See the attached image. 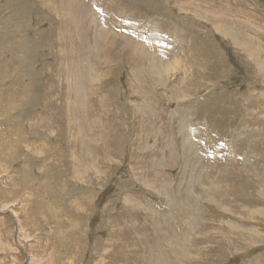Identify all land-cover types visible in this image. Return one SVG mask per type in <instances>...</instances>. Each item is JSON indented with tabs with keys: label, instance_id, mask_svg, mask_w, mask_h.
I'll return each mask as SVG.
<instances>
[{
	"label": "rangeland",
	"instance_id": "1",
	"mask_svg": "<svg viewBox=\"0 0 264 264\" xmlns=\"http://www.w3.org/2000/svg\"><path fill=\"white\" fill-rule=\"evenodd\" d=\"M93 1L84 2L93 5L92 11L96 16L98 15V20L102 24L99 23L103 25L102 29L107 31L103 37L98 38L100 45L98 58L93 59L89 54V46L95 43L96 34L94 27L90 31L87 20H84L86 23L77 22H82L78 33L81 36L77 34V39L74 38L75 35L71 36L75 47L83 46L85 58H81V54L65 56L66 62L71 61L74 56L73 66L74 60L78 61L79 57L80 60L83 59L84 65L90 69L92 78L99 82L95 92H92V85H87L89 80L85 83L89 91L85 90L83 95L84 113L78 112V115L80 113V120L84 118L83 120L88 121V127L83 131L81 137L83 142L80 143L77 140L78 129L72 126L73 129L66 130L72 125V111L67 109L68 103L61 99L66 96L71 86L69 87L65 78L63 80L60 75L56 76V69H60L61 64L57 68L55 55L59 46L55 40L59 27L61 26L62 33L63 30L67 31L66 29L75 32V26L64 27L59 12L56 14L54 9L46 10L43 0H0V98L3 99H0L2 102L0 110L3 108L0 111V264H257L259 262L264 264V215L252 216L250 220L246 212L251 208L240 207L243 203L241 199L239 201V195H233L232 204L220 209L215 207L216 202L211 192L208 193L209 195H200L194 188L191 196H198L197 199L200 200V204L198 203L200 215L197 218L192 217L189 224V216L185 213L187 222L178 223L182 214L177 213L176 208L171 206L174 204H170L168 199L161 201L159 194L142 184V180L146 179L155 180L156 183L158 181L167 183L168 187L173 179L172 185L170 184L172 188H176L180 183L179 178L185 170H182L184 151L180 134L182 127L179 124L182 117L192 114V111L200 110L185 105L183 109L179 107L191 102L190 100H198L207 108L204 113L208 122L207 118H204L197 123L193 122L191 126V118H189L187 127L191 135L193 131L195 133L191 141L197 144L198 158L201 159V165H198L201 169L203 167V174L211 179V182L206 179L204 181L217 183L220 191L225 190L224 193L229 195L233 191L232 194L252 193L251 199L259 195L263 205L259 208H264V154H262L264 143L260 141L261 135L264 134V103H262L264 79L256 76L257 68L254 63L238 51L229 38L217 33L214 24L202 18L203 15L208 16L212 13L214 18L210 19L216 21L214 19L217 18V25H221L224 21L221 26L234 28L233 32L247 35L249 40L251 42L254 40V45L263 51L261 60L264 62V42L261 37L256 39L259 34L254 32L259 31L264 34V0ZM113 2L115 5L107 12V8H110ZM111 13L116 16L111 17ZM89 17L93 18V16ZM229 21L231 22L228 23ZM232 23H236V26L231 25ZM116 35L126 36L135 44L145 46L148 51L151 48L153 54L158 56L166 67L175 66L176 62H179L182 66L179 72L181 75L174 78L172 71L169 76L163 75L161 82L143 77L142 85L147 81L150 82L145 84L147 89L143 87L146 96L139 98L130 87L129 80L131 81L133 75L131 64L127 59V52L124 51L123 41L115 39ZM86 58H89L90 63ZM194 61H197L209 74L204 75L198 67H190L191 62ZM190 69L194 74L192 76L194 80L189 83L194 88L184 87L188 81L187 73H191ZM71 71L73 70L70 69L69 72ZM182 73L184 80L181 86L184 85V92L178 87L177 93L173 89L176 87L177 79L180 77L182 79ZM54 80L56 87L54 85L53 89L49 88ZM71 81L73 82V79ZM72 88L70 91L74 92ZM61 90L62 96H60ZM47 92L51 93L52 99L56 95L60 96L61 104L64 105L67 113L64 117L56 116L50 111L59 107L61 109V106L52 99L51 106H48L44 102ZM89 98L94 101L91 102ZM177 113H180L179 116ZM214 118H217L216 123ZM212 128H220L223 132L217 133ZM32 130H35V133ZM237 130L243 131L236 134L237 139L239 136V139L244 135L250 136V141L246 140L243 144L237 141L243 146L240 151L245 150V153H240L239 156L232 153L236 148L233 135ZM172 133L173 138L179 139L177 143L173 142L175 139H172ZM217 142L225 143L222 145ZM254 144L259 145L258 149L261 148L262 151L256 152L261 153L263 160L256 165L249 160ZM69 146L74 147L70 149ZM237 162L240 165H237ZM46 164L48 166L45 168ZM215 169L217 175L213 173ZM75 176H79L80 180ZM195 177L197 178L198 175ZM197 181L194 182L198 183ZM201 185L206 186L204 182ZM136 196L141 198L144 205L146 204L145 209L137 214L141 216L137 219L144 222L149 217L151 223L152 219L155 222L166 221L165 224L171 228L169 233L168 230L160 231L148 223H144L140 228L133 224L137 215L129 218L128 212L126 215L124 210L126 207L129 211V206L133 209L134 203L129 204L128 201L134 202L133 198ZM188 197L182 200L189 202ZM197 199H192V203L197 204ZM248 200L250 198L247 197V202ZM153 209H156V212H153ZM262 209L259 210L264 212ZM158 212L160 213L157 214ZM187 223L191 228L185 227ZM222 224L235 229V232L229 233ZM240 226L246 230H254L252 240H257L256 244L248 247L242 244L245 243L243 237L245 231H241ZM114 227L117 229L114 230L111 238ZM177 233L179 234L176 235ZM138 236H142V241ZM222 236H224L223 241ZM235 237L240 238L241 241L237 243L239 249L232 250L234 248L232 242L236 243ZM161 239H164V242ZM179 245L181 248L177 249ZM109 251L112 255H109ZM125 251L127 254L124 253ZM151 251L154 255H151ZM162 252L166 253H163V257L160 256ZM184 256H187L190 262L183 260Z\"/></svg>",
	"mask_w": 264,
	"mask_h": 264
},
{
	"label": "bare ground",
	"instance_id": "2",
	"mask_svg": "<svg viewBox=\"0 0 264 264\" xmlns=\"http://www.w3.org/2000/svg\"><path fill=\"white\" fill-rule=\"evenodd\" d=\"M18 1V0H17ZM40 1V0H39ZM85 1V0H84ZM83 0H43V5H44V7L46 8V10H49L50 11V9H54L55 10V12H56V14H57V12H59V14H60V17L62 16V21H64V27L67 25H71L70 27H72V26H75V28H76V30H75V32H70L68 29H66L67 31H64L63 30V32L61 33V26L59 27V30L57 31V34H56V37H55V40H56V42H57V44L59 45L58 47H57V49H56V51H55V55H56V65H57V68L59 67V64H61V68L59 69H56V76H61L62 78H63V80H64V78H65V80L66 81H68L67 82V84L69 85V87L71 86V87H73L72 88V90L74 91V92H72V91H70L71 90V87L68 89V91H67V93H66V96L64 97V98H62L61 100L63 101V102H65V103H68V105H67V109H71V111H72V118H71V123H72V125H71V128H69V127H67V129L66 130H68V129H73L72 128V126L74 127V129H78L79 130V132H78V137H77V140L80 142V143H82L83 142V139L81 138L82 137V135H83V131L84 130H86L85 128L86 127H88V125H87V122L88 121H86V119L85 120H83L84 118H82L81 120H80V117H79V115H80V113H79V115H78V112H83L84 111V109H85V105H84V97H83V95H84V92H85V90L88 92L89 90H88V86L87 85H92L93 86V90H92V92H95V90H96V88H98L99 86V82H97L96 81V79H94V78H92V76H91V73L89 72V70L90 69H88V66L86 67L85 65H84V61H83V59L82 60H80V57H79V60L78 61H75L74 60V66H73V61H72V59L74 58V56L75 55H80L81 54V58H85V56L86 55H84L85 54V50H83L82 48H83V46L82 45H80V46H76L75 47V45L74 44H72V38H71V36H73V35H75L74 36V38L75 39H77V34L78 33H80L79 31H80V29H81V24H82V22L84 21V20H87V23H88V25L90 26V31H92L91 29H93L92 27H94V30H95V34H96V40H95V43L93 44V46H89V54L93 57V59L95 58V57H97L98 58V54L100 53V45H99V43H98V38H99V36H104L105 35V33H107V31H105L104 29H102V26H101V22L98 20L99 18L95 15V13L92 11V7H93V5H89V4H86V2H84ZM93 1V0H92ZM199 1V0H198ZM42 2V1H41ZM94 2V1H93ZM100 2V1H99ZM116 2V1H115ZM213 2V1H212ZM90 3V2H89ZM102 3V2H101ZM101 3H98V4H101ZM191 3V2H190ZM33 4V3H32ZM118 4V3H117ZM193 4V3H192ZM16 5V4H15ZM29 5V4H28ZM35 5V4H34ZM115 4H114V2L110 5V8H107V12H109V10L112 8V6H114ZM90 6V7H89ZM203 6V5H202ZM221 6V5H220ZM226 6V5H225ZM24 7V6H23ZM26 7V6H25ZM38 7H39V5H38ZM14 8V7H13ZM98 8V7H97ZM225 8V7H224ZM227 8V7H226ZM42 9V8H41ZM194 9V8H193ZM10 10V9H9ZM12 10V9H11ZM40 10V9H39ZM196 10V9H195ZM205 10V9H204ZM206 10H208V9H206ZM111 11V10H110ZM200 11V10H199ZM46 12V11H45ZM55 12H54V14H55ZM163 12V11H162ZM169 12V11H168ZM50 13V12H49ZM117 13V12H116ZM208 14H209V12H207ZM232 13V12H231ZM16 14V13H15ZM159 14H160V12H159ZM200 14V13H199ZM198 14V15H199ZM233 14V13H232ZM42 15V14H41ZM50 15V14H49ZM195 15H197V14H195ZM201 15V14H200ZM203 15V14H202ZM213 14L212 13H210L208 16H202V18H204V19H206L207 21H208V23L209 22H212L213 24H214V26H215V28L217 29V33H219V34H221V35H223V36H225V37H227V38H229L230 39V42H232V44H233V46H235L237 49H238V51H241L243 54H245L246 55V57L248 58V60L249 61H251V62H253L254 63V66L257 68V70H256V72H255V74H256V76L257 77H259L260 79H264V62L261 60V54L263 55V51L258 47V46H255L254 45V40H253V42H251L250 40H249V38L247 37V35H244V34H241V33H235V32H233V29L234 28H232V29H230L229 27H227V26H221L222 25V23L224 22V21H222V23H221V25H217V18L216 19H214V20H216V21H213V20H211L210 18L211 17H213L212 16ZM89 16H93V18H91V17H89ZM116 15H114V14H112L111 13V17H115ZM163 16V15H162ZM231 16V15H230ZM237 16V15H236ZM252 16V15H251ZM50 17V16H49ZM54 17V16H53ZM59 17V16H58ZM78 17V18H77ZM171 17V16H170ZM196 17H198V16H196ZM209 17V18H208ZM219 17V16H218ZM38 18V17H37ZM76 18H77V20H76ZM132 18V17H131ZM201 18V17H200ZM214 18V17H213ZM39 19V18H38ZM118 19H120V18H118ZM197 19V18H196ZM220 19V18H219ZM42 20V19H41ZM51 20V19H50ZM139 20V19H138ZM25 21V20H24ZM43 21V20H42ZM56 21H57V19H56ZM61 21V22H62ZM79 21H82L81 23H77V22H79ZM176 21V20H175ZM235 21V20H234ZM41 22V21H40ZM55 22V21H54ZM85 22V21H84ZM101 24H100V23ZM110 22V21H109ZM130 22V21H129ZM202 22V21H201ZM226 22V21H225ZM231 21H229L228 23H230ZM236 22H238L237 21V19H236ZM59 23V22H58ZM77 23V24H76ZM86 23V22H85ZM184 23V22H183ZM236 24V23H235ZM235 24H231V25H235ZM40 25V24H39ZM158 25V24H157ZM8 26H9V24H8ZM83 26V25H82ZM168 26V25H167ZM228 26H230V25H228ZM236 26V25H235ZM101 27V28H100ZM232 27V26H231ZM38 28V27H37ZM85 28V27H84ZM237 28V27H236ZM11 29V28H10ZM89 29V28H88ZM147 29V28H146ZM72 30V29H71ZM8 31V30H7ZM14 31V30H13ZM26 31V30H25ZM47 31V30H46ZM53 31V30H52ZM82 31H83V29H82ZM240 31V30H239ZM262 32H263V30H261ZM16 32V31H15ZM110 32V31H109ZM166 32V31H165ZM243 32V31H242ZM255 33H258L259 35H257L258 37L256 38V39H258V38H262L263 39V42H264V34H262V33H260L259 31H254ZM87 33V32H86ZM112 33H114V32H112ZM109 35H110V33H108ZM108 34H106V35H108ZM115 34H116V32H115ZM68 35V36H67ZM78 36L80 37L81 35H79L78 34ZM145 36V35H144ZM147 37V36H146ZM122 38V39H121ZM210 38V37H209ZM91 39V38H90ZM115 39H120V40H122L123 42V44H124V51L125 52H127V59H128V61L130 62V66H131V70H132V72H133V75H132V77H131V81L129 80V84H130V87H131V89H132V91H133V93H135V95H137L138 97L139 96H143V97H145L146 96V94L147 93H145V91H144V89H143V87L144 88H146L145 87V84L146 83H148V82H150V81H147L144 85H142V80H143V77L144 78H146L147 80H151V81H158V82H161L162 81V78H163V75H167V76H169V74L173 71V76H174V78H177L178 77V75L180 74L179 72H180V69L182 68V66L179 64V62H176V64H175V66L173 65V66H169L168 65V67H166L165 66V64L163 63V61L158 57H156V55H154L153 53L154 52H152V50H151V48H149L150 50L148 51V49L146 48H144L145 46H143V45H138V44H135L130 38H127L126 36H115ZM77 41V40H76ZM101 41V40H100ZM257 42V41H256ZM255 42V43H256ZM259 42V41H258ZM74 43V42H73ZM82 43V42H81ZM104 43V42H103ZM112 43V42H111ZM141 43V42H140ZM83 44H85L84 42H83ZM121 44V43H120ZM259 44V43H258ZM61 45V46H60ZM109 45H111V44H109ZM257 45V44H256ZM57 46V45H56ZM221 46V45H220ZM264 46V45H263ZM113 47V46H112ZM109 48V47H108ZM212 48V47H211ZM111 49V48H110ZM234 49V48H233ZM32 50V49H31ZM123 51V50H122ZM149 52H151V53H149ZM194 52V51H193ZM105 53V52H104ZM186 53V52H185ZM74 55V56H72V59H71V61H68V62H66V59H65V56H67L68 57V55ZM237 54V53H236ZM90 55H88V56H90ZM116 55V54H115ZM61 56H62V58H61ZM117 56V55H116ZM91 57V58H92ZM112 58V57H111ZM122 58H124L123 56H122ZM69 59V60H70ZM87 59V58H86ZM89 59V58H88ZM87 59V60H88ZM108 59H110V58H108ZM116 59H117V57H116ZM98 60V59H97ZM113 60V59H112ZM114 60H115V58H114ZM125 60H126V57H125ZM194 60V59H193ZM228 60V59H227ZM31 61V60H30ZM34 61V60H33ZM96 61V60H95ZM188 61V60H187ZM19 62V61H18ZM17 62V63H18ZM71 62V63H70ZM88 62H89V60H88ZM92 62V61H91ZM126 62H127V60H126ZM5 63H7V62H5ZM9 63V62H8ZM90 63V62H89ZM103 63V62H102ZM107 62H105V64H106ZM122 63H124V62H122ZM211 63V62H210ZM13 64V63H12ZM126 64V63H125ZM128 64V63H127ZM218 64V63H217ZM9 65V64H8ZM16 65V64H15ZM108 65V64H107ZM129 65V64H128ZM127 65V66H128ZM187 65V64H186ZM1 66V65H0ZM11 66V65H10ZM17 66V65H16ZM96 66V65H95ZM94 66V67H95ZM102 66V65H101ZM114 66V65H113ZM9 67V66H8ZM26 67V66H25ZM103 67V66H102ZM110 67V66H109ZM108 67V68H109ZM190 67H192V68H194V67H198L200 70H202L204 73V75H207V74H209V72L208 71H206L204 68H201L200 66H199V64H198V62L196 61H194V62H191V66ZM48 68H50V67H48ZM105 68V67H104ZM107 68V67H106ZM207 68V67H206ZM73 70V71H71V72H69V70ZM5 70V69H4ZM97 70V69H96ZM119 70V69H118ZM130 70V69H129ZM2 71H3V69H2ZM13 71V70H12ZM104 71H105V69H104ZM115 71V70H114ZM190 71H191V69H190ZM17 72V71H16ZM97 72V71H96ZM185 71H184V68H183V73H184ZM3 73V72H2ZM55 73V72H54ZM183 73H182V79H181V77L179 78V79H177V84H175V88L173 89V91H175V92H177L176 91V89L178 88V87H181V91L183 90V92H184V88H183V86H181V82H183ZM223 73V72H222ZM18 74V73H17ZM94 74V73H93ZM105 74V73H104ZM112 74H113V72H112ZM128 74H130V73H128ZM132 74V73H131ZM211 74V73H210ZM103 75V74H102ZM181 75V74H180ZM194 74H192V71H191V73L189 72V74L187 73V78H188V81H187V84L184 86V87H188V88H192L193 86L189 83V81H193L194 79H193V76ZM2 76H4V74L2 75ZM18 76V75H17ZM107 76H109V74H107ZM130 76V75H129ZM186 76V75H185ZM60 77V78H61ZM96 77H97V75H96ZM3 78V77H2ZM2 78H1V80H2ZM76 78V79H75ZM199 78V77H198ZM51 79V78H50ZM73 79V82L71 81ZM166 79V78H165ZM180 79H181V81H180ZM208 79V78H207ZM206 78H205V80H207ZM259 79V80H260ZM5 80V79H4ZM21 80V79H20ZM89 80V83H87V85L85 84L86 83V81H88ZM109 80V79H108ZM197 81V80H196ZM199 81H200V79H199ZM219 81V80H218ZM5 82V81H4ZM56 82V80H54V82H52L53 83V85H50L49 86V88H54V85H55V87H56V84H54ZM111 82V81H110ZM185 82V81H184ZM66 83V82H65ZM109 83V82H108ZM193 83V82H192ZM196 83V82H195ZM210 83V82H209ZM22 84V83H21ZM60 84V83H59ZM101 84V83H100ZM105 84V83H104ZM115 84V83H114ZM119 84V83H118ZM128 84V85H129ZM163 84H165V83H162V85ZM170 84H172V83H170ZM203 84V83H202ZM211 84V83H210ZM2 86V85H1ZM147 86V85H146ZM165 86V85H164ZM170 86V85H169ZM204 86V85H203ZM202 86V87H203ZM214 86V85H213ZM263 86V85H262ZM16 88H17V86H15ZM27 87H28V85H27ZM198 87H199V85H198ZM15 88V89H16ZM194 88V87H193ZM196 88H197V85H196ZM206 88V87H205ZM12 89V88H11ZM106 89V88H105ZM147 89V88H146ZM210 89V88H209ZM28 90V89H27ZM107 90V89H106ZM99 91V90H98ZM168 91H169V88H168ZM180 91V92H181ZM147 92V91H146ZM171 92V91H170ZM186 92V91H185ZM0 93H1V91H0ZM11 93H12V91H11ZM33 93V92H32ZM41 93V92H40ZM58 93V92H57ZM178 93V92H177ZM52 94H54V93H52ZM105 94V93H104ZM173 94V93H172ZM171 94V95H172ZM185 94V93H184ZM253 94V93H252ZM30 95V94H29ZM63 94H62V90H61V95L60 96H62ZM89 95V94H88ZM262 95V94H261ZM4 95H2V97H3ZM45 98H44V102L48 105V106H51V99H52V97H51V93H45ZM60 96H58V95H56L53 99H52V101L54 102V103H57L58 105H60L61 106V109H60V107H59V109H50V111L54 114V115H56V116H59V117H61V116H65L67 113H66V110L64 109V105L63 104H61V100L59 99V97ZM90 96V95H89ZM181 96V95H180ZM194 96V95H193ZM192 96V97H193ZM251 96H253V95H251ZM250 96V97H251ZM73 97V98H72ZM120 97V96H119ZM148 97V96H147ZM168 97V96H167ZM175 97V96H174ZM4 98V97H3ZM9 98H10V95H9ZM30 98V97H29ZM140 98V97H139ZM179 98V97H178ZM255 98H257V97H255ZM263 98V97H262ZM0 99H2V98H0ZM8 99V98H7ZM15 99V98H14ZM90 99V101L91 102H93L94 100L92 99V98H89ZM145 99V98H144ZM254 99V98H253ZM258 99V98H257ZM3 100V99H2ZM166 100V99H165ZM174 100V99H173ZM259 100V99H258ZM1 101V100H0ZM6 101V100H5ZM12 101H13V98H12ZM12 101H11V103H12ZM31 101V100H30ZM147 101V100H146ZM145 101V102H146ZM149 101V100H148ZM153 101V100H152ZM191 102H188V103H182L183 105H181L182 107H179V108H184L183 106L185 105V106H188V107H193V108H196V109H198V110H200V111H192V114H187V116H185V117H182V121L180 122V126L182 127V130L180 131V134L182 135V137H181V139L183 140V145H182V149H183V151H184V153H183V158H184V160H183V164H184V166H182L183 168H182V170H185V172H184V174H182V176L179 178V184L178 185H176V188L174 189V188H172V187H170V184L172 185V183H173V179H172V182H170L169 183V187H168V184L167 183H164V182H159L158 181V183H156V182H154L155 180H142V184L144 185V186H146L147 188H151L150 190H152L154 193H156V194H159L160 195V197H161V201L163 200V199H168L169 200V202H170V204L171 203H173L174 205H172L171 204V206H173L174 207V209H175V211L177 212V213H181L182 214V218L181 219H178V223H179V221H185L184 223H186L187 222V216L186 215H188L189 216V224H190V219L192 218V217H195V218H197L199 215H200V210H199V206H198V203L200 202V200H198L197 199V197L198 196H191V193H192V190L194 189V188H196L198 191H199V194L200 195H209L208 193H210L211 192V194L214 196V200H215V202H216V205H215V207L217 208H220V209H223L224 207H228V206H230L231 204H232V196L233 195H239V201H240V199H241V201H242V203H243V205H240V207L242 206V207H248L249 209H250V211L248 210L246 213L247 214H249V219L250 220H252V216L253 217H255V216H258V215H264V212H262V211H260L259 209H262V208H259V207H262L263 205H261L262 204V200L260 201V196L258 195V193H257V191H256V193H257V197L255 198V199H251L252 198V193L251 194H248V193H234V194H226V193H224L225 192V190H224V192H222V191H220V188L217 186V183H209L208 181H210L207 177H206V175H204L203 174V172H202V169H203V167H202V169H201V167H199V165L198 164H200L201 162H200V160H199V158H198V152H197V144L196 143H194V141L192 142L191 140L192 139H194V135H195V133H194V131L192 132V135L189 133V131H188V127H187V119H189V118H191L190 119V125L192 126V124H193V122H199L200 120H204V118H207V117H205V113H204V111H205V106L203 105V102L202 103H200V101H198V100H196V101H192V100H190ZM250 101V100H249ZM261 101H263V99L261 100ZM255 102V101H254ZM32 103V102H31ZM106 103V102H105ZM150 103V102H149ZM253 103V102H252ZM262 103H264V102H262ZM0 104H2V102H0ZM4 104H5V102H4ZM108 104V103H107ZM152 104V103H151ZM178 104H179V101H178ZM248 104V103H247ZM260 104V103H259ZM63 105V106H62ZM147 105V104H146ZM132 106V105H131ZM149 106V105H148ZM3 107V106H2ZM7 107V106H6ZM113 107V106H112ZM4 108H5V106H4ZM249 108H251V107H249ZM3 108H1V110H2ZM207 109V108H206ZM0 110V111H1ZM139 110V112H142L140 109H138ZM152 110H153V108H152ZM188 110V109H187ZM190 110V109H189ZM194 110V109H193ZM260 110V109H259ZM155 111V110H154ZM182 111V110H181ZM185 111V110H184ZM255 111V110H254ZM191 112V111H190ZM247 112V111H246ZM1 113V112H0ZM73 113H74V115H73ZM84 113V112H83ZM157 113V112H156ZM263 113V112H262ZM141 114V113H140ZM144 114H146V112L144 113ZM152 114H153V111H152ZM176 114V113H175ZM178 114V116H179V114L180 113H177ZM216 114H218L217 112H216ZM226 114V113H225ZM225 114H222V115H225ZM254 114V113H253ZM264 114V113H263ZM50 115V114H49ZM168 115H170V113L168 114ZM221 115V114H220ZM248 115H249V113H248ZM257 115V114H256ZM148 116V115H147ZM55 117V116H54ZM85 117V116H84ZM154 117V116H153ZM152 117V118H153ZM250 117V116H249ZM253 117V116H252ZM254 117H256L255 115H254ZM41 118V117H40ZM47 118V117H46ZM89 118V117H88ZM87 118V119H88ZM164 118V117H163ZM247 118V117H246ZM60 119V118H59ZM68 119H70L69 117H68ZM145 119V118H144ZM172 119H173V117H172ZM109 120V119H108ZM214 120H215V123H216V121H217V118H214ZM46 121V120H45ZM38 122V121H37ZM39 122H40V120H39ZM207 122H208V118H207ZM57 123V122H56ZM145 123V122H144ZM215 123H214V126H216L215 125ZM229 123V122H228ZM157 124V123H156ZM195 124V123H194ZM49 125V124H48ZM150 125V124H149ZM211 125V124H210ZM91 126V125H90ZM152 126V125H151ZM208 126V125H207ZM34 127V126H33ZM153 127V126H152ZM211 127V126H210ZM217 127V126H216ZM215 127V128H216ZM32 128V127H31ZM143 128V127H142ZM148 128V127H147ZM33 129V128H32ZM201 129H203V127L201 128ZM213 129V128H212ZM217 129H219V130H217ZM217 129H213V130H215L217 133H220V134H222V130H220V128H217ZM221 129H223V128H221ZM59 130V129H58ZM151 130V129H150ZM197 130V129H196ZM252 130V129H251ZM33 131V130H32ZM35 131V130H34ZM33 131V132H34ZM222 131V132H221ZM6 132V131H5ZM37 132V131H36ZM43 132V131H42ZM41 132V133H42ZM142 132V131H141ZM145 132V131H144ZM201 132V131H200ZM243 131H241V130H237L236 132H235V134L233 135V137H234V139L236 140V145H235V149H234V151L232 150V153L233 154H235L236 156H239V154L240 153H245L244 151H240L241 150V148L243 147L241 144H243L244 143V141H246V140H249V138H250V136L249 135H244L242 138H240L239 139V137H238V139H237V137H236V134L238 135L239 133H242ZM245 132V131H244ZM35 133V132H34ZM40 133V132H39ZM82 133V134H81ZM85 133V132H84ZM150 133V132H149ZM202 133V132H201ZM64 134V133H63ZM142 134V133H141ZM147 134H148V132H147ZM245 134H247V132H245ZM252 134V136H253V133H251ZM46 135H47V133H46ZM72 135V134H71ZM213 136V135H212ZM222 136V135H221ZM230 138H233L232 136H229ZM261 142H263L264 143V134L263 135H261ZM6 138V137H5ZM218 138V137H217ZM18 139H20V138H18ZM17 139V140H18ZM58 139V138H57ZM74 139V138H73ZM169 139H170V137H169ZM172 139L174 140L175 138H173V133H172ZM64 140V139H63ZM15 141V140H14ZM56 141V140H55ZM59 141V140H58ZM151 141V140H150ZM179 141V139H175L173 142H175V143H177ZM233 141V140H232ZM237 141H239V142H241V144H239V142H237ZM250 141V140H249ZM19 142H20V140H19ZM60 142H61V140H60ZM165 142V141H164ZM215 142V141H214ZM231 142V141H230ZM59 143V142H58ZM94 143V142H93ZM194 143V144H193ZM222 144V143H225V142H217V144ZM245 143H247V142H245ZM61 144V143H60ZM77 144V143H76ZM134 144V143H133ZM207 145V144H206ZM215 145V144H214ZM223 145V144H222ZM247 145V144H246ZM13 146V145H12ZM37 146V145H36ZM39 146V145H38ZM57 146V145H56ZM218 146V145H217ZM35 147V146H34ZM50 147V146H49ZM68 147V146H67ZM72 147H74V146H69V148L71 149ZM227 147H229V146H227ZM233 147V146H232ZM258 147H259V145H257V144H254L253 146H252V148H251V156H250V154H248L249 156H250V158H249V160H250V162L253 164V165H256V164H258V162H260V163H262V161L263 160H261V156H260V154L261 153H258V152H256V151H262L261 150V148H259L258 149ZM26 148V147H25ZM36 148H38V147H36ZM217 148V147H216ZM47 149V148H46ZM145 149V148H144ZM195 149V150H194ZM215 149V148H214ZM229 149V148H228ZM245 149V148H244ZM38 150V149H37ZM135 150V149H134ZM143 150V149H142ZM150 150V149H149ZM200 150H203V149H200ZM219 150V149H218ZM230 150H231V148H230ZM17 151V150H16ZM48 151V150H47ZM60 151H61V148H60ZM152 151V150H151ZM207 151V150H206ZM221 151V150H220ZM219 151V152H220ZM140 152V151H139ZM146 152V151H145ZM148 152V151H147ZM154 153V152H153ZM207 153V152H206ZM217 153V152H216ZM215 153V154H216ZM52 154V153H51ZM143 154V153H142ZM145 154V153H144ZM151 154V153H150ZM262 154H264V153H262ZM50 155V154H49ZM61 155V154H60ZM72 155V154H71ZM149 155V154H148ZM209 156H210V153L208 154ZM213 155V154H212ZM211 155V156H212ZM48 156V155H47ZM139 156V155H138ZM205 156V155H204ZM263 156V155H262ZM56 157V156H55ZM55 157H53V158H55ZM140 157H141V154H140ZM147 157V156H146ZM176 157V156H175ZM213 157V156H212ZM74 158V157H73ZM178 158V157H177ZM82 159V158H81ZM141 160H142V158H140ZM140 159H138L139 160V162H140ZM144 160H147V159H145V158H143ZM149 159H150V156H149ZM154 159V158H153ZM208 159V158H207ZM19 160V159H18ZM37 160V159H36ZM55 160V159H54ZM76 160V159H75ZM180 160V159H179ZM50 161V160H49ZM51 161H52V158H51ZM135 161H137V160H135ZM151 161H152V159H151ZM148 163H149V161H147ZM157 162V161H156ZM155 162V163H156ZM264 162V161H263ZM76 163V162H75ZM135 163V162H134ZM78 164V163H77ZM137 164H139V163H137ZM177 164V163H176ZM213 164H215V163H213ZM237 165H240V163L239 162H237L236 163ZM74 165V164H73ZM76 165V164H75ZM79 165H81V164H79ZM156 165H157V163H156ZM159 165V164H158ZM201 165V164H200ZM218 165V164H217ZM246 165H247V162H246V164H244V168H246ZM3 166V165H2ZM48 165L46 164L45 165V168L47 167ZM141 166V165H140ZM143 166V165H142ZM150 166H152V165H150ZM204 166V165H203ZM251 166V165H250ZM57 167V166H56ZM74 167V166H73ZM80 167V166H79ZM158 167V166H157ZM168 167V166H167ZM205 167V166H204ZM59 168V167H58ZM97 168V167H96ZM135 168V167H134ZM133 168V169H134ZM139 168V167H138ZM160 168V167H159ZM170 168V167H169ZM181 168V167H180ZM60 169V168H59ZM80 169H81V167H80ZM206 169V168H205ZM93 170H95L94 168H93ZM213 170V169H212ZM10 171V170H9ZM12 171V170H11ZM84 171V170H83ZM133 171H135V170H133ZM146 171V170H145ZM220 170H218V172H219ZM72 172H73V168H72ZM85 172V171H84ZM93 172V171H92ZM91 172V173H92ZM98 172V171H97ZM200 172H201V174H200ZM9 173V172H8ZM150 173V172H149ZM154 173V172H153ZM160 173V172H159ZM213 173L215 174V175H217V169H215L214 171H213ZM17 174V173H16ZM74 174V173H73ZM93 174H94V172H93ZM132 175H135V174H132ZM152 175V174H151ZM155 175V174H154ZM161 175V174H160ZM159 175V176H160ZM196 175H198V177L196 178L195 176ZM136 176V175H135ZM147 176V175H146ZM208 176V175H207ZM56 177V176H55ZM145 177V176H144ZM156 177V176H155ZM209 177V176H208ZM212 177V176H211ZM75 178H77V179H79V176L78 177H76L75 176ZM138 178V177H137ZM140 178H141V175H140ZM147 178H149L148 176H147ZM210 178V177H209ZM157 179H158V177H157ZM163 179V178H162ZM193 179V180H192ZM208 180V181H204V180ZM244 180H247V178H243ZM80 180V179H79ZM161 180V179H160ZM198 180V181H197ZM213 180V179H212ZM140 181V180H139ZM197 181L198 183H195V182ZM167 182V181H166ZM202 182H204L205 184H206V186H202L201 185V183ZM211 182V181H210ZM208 183L210 184V186H209V188L207 187V185H208ZM70 184V183H69ZM175 184H173V186H174ZM236 185V184H235ZM142 186V185H141ZM228 186V185H227ZM182 187H184V188H182ZM229 187V186H228ZM77 190V189H76ZM233 190V189H232ZM148 191V190H147ZM229 191V190H228ZM235 192H237V191H235ZM175 196H174V195ZM185 195V196H184ZM189 196V197H188ZM130 197V196H129ZM169 197H174V198H169ZM186 197H188V199L190 198V200H189V202L188 201H186L185 202V199H186ZM247 197L248 198H250V200H248L249 202H251L252 204H249V202H247ZM182 198H185L184 200H182ZM134 199V202L133 201H128V203L129 204H131V203H134V205L136 206H134L133 207V209H131V207L129 206V211H128V209L125 207V210H124V213H126V215H127V212H128V215H129V218H132V217H134L135 215H137V214H140L139 212L140 211H142L143 209H145V205H144V203L142 202V200H141V198H139V197H134L133 198ZM178 199V200H177ZM187 199V200H188ZM192 199H197L198 201H197V204H194V203H192ZM126 200H127V198H126ZM141 200V201H140ZM145 201V200H144ZM165 201V200H164ZM163 201V202H164ZM183 201V202H182ZM127 201H125V203H126ZM140 202H142V203H140ZM148 202V201H147ZM145 203H146V201H145ZM162 203V202H161ZM149 204V203H148ZM147 204V205H148ZM164 204H166V203H164ZM163 204V205H164ZM200 204V203H199ZM236 204H237V202H236ZM240 204H241V202H240ZM257 204H259V205H257ZM150 205V204H149ZM148 205V206H149ZM162 205V204H161ZM160 205V206H161ZM235 205V204H234ZM256 205V206H255ZM80 205H78V207H79ZM126 206H127V203H126ZM239 206V205H238ZM152 207V206H151ZM147 208V207H146ZM165 208V207H164ZM169 208V207H168ZM215 208V209H216ZM259 208V209H258ZM226 209V208H225ZM244 209V208H243ZM156 209H153V212H156L155 211ZM158 210V209H157ZM163 210H166V209H163ZM169 210V209H168ZM228 210V209H227ZM240 210V209H239ZM247 210V209H246ZM262 210H264V208L262 209ZM145 211V210H144ZM147 211V210H146ZM150 211V210H149ZM149 211H148V213H149ZM159 211V210H158ZM243 211V210H242ZM160 212H162V211H160ZM160 212H158L157 214H159ZM168 212V211H167ZM241 212V211H240ZM170 213H172L171 211H170ZM185 213H187L186 215H184ZM147 214V213H146ZM245 214V213H244ZM244 214H242V215H244ZM123 215V214H122ZM148 215V214H147ZM150 215V214H149ZM164 216H165V214H163ZM173 215V214H172ZM171 215V216H172ZM241 215V214H240ZM140 215H137V216H135V223H133L134 225H136V227L137 228H140L144 223L145 224H150V225H152L154 228H158V229H160V231L161 230H168L167 232L169 233V229H171L168 225H166L165 224V222L163 221V222H161V221H154V219H152V223L151 222H149L150 221V219H149V217H147L148 218V221H146V219H145V221L144 222H141L142 220L140 219V221L137 219V217H139ZM160 216V215H159ZM141 217V216H140ZM156 217V216H155ZM161 217H163V216H161ZM173 217V216H172ZM263 217V216H262ZM111 218V217H110ZM129 218L127 217V219L129 220ZM179 218H180V215H179ZM240 218V217H239ZM156 219H157V217H156ZM159 219V218H158ZM175 219V218H174ZM123 220H124V222H125V219L123 218ZM161 220V219H160ZM169 220V219H168ZM171 220H173V219H171ZM224 220V219H223ZM248 220V219H247ZM139 221V224L137 223ZM202 221V220H201ZM132 222V221H131ZM193 222V221H192ZM198 222V221H197ZM196 222V223H197ZM130 223V222H129ZM177 223V224H178ZM188 223H187V225L186 224H184V225H186L185 227L187 228V227H190V226H188ZM203 223V222H202ZM207 223V222H206ZM240 223H242V221H240ZM244 223H245V221H244ZM113 224H115V223H113ZM130 224H132V223H130ZM195 224V223H194ZM204 224H205V222H204ZM208 224V223H207ZM206 224V225H207ZM214 224H215V222H214ZM120 225V224H119ZM124 225V224H123ZM198 225V224H197ZM223 225V224H222ZM126 226V225H125ZM125 226H124V228H125ZM192 226V225H191ZM204 226V225H203ZM236 226V225H235ZM242 226H243V224H242ZM245 226V225H244ZM116 227V226H115ZM113 228V232L111 233V238L113 237V235H114V230H116L117 228ZM122 228H123V226H121ZM195 228H197L196 226H194ZM193 227V228H194ZM206 227V226H205ZM223 227H225V228H227L228 230H229V233H231V232H235V229H232V228H230V227H228L226 224L225 225H223ZM129 228V227H128ZM127 228V229H128ZM131 228H132V225H131ZM149 228V227H148ZM191 228V227H190ZM194 228V229H195ZM240 228H241V231L242 230H244L245 231V233L243 232V237H244V241H245V243H242V244H244V245H246L247 247L248 246H250V245H253L254 243L256 244V241L257 240H252V236H253V234L255 233L254 232V230H252V229H249V230H246L245 228H242L241 226H240ZM144 229V228H143ZM110 230V229H109ZM123 230V229H122ZM149 230H151V229H149ZM148 230V231H149ZM154 230V229H153ZM257 231V230H256ZM125 232V234H126V231H124ZM152 232V231H151ZM159 232V231H158ZM173 232V231H172ZM176 232V231H175ZM175 232H174V234H175ZM179 232V231H178ZM240 232V231H239ZM4 233V232H3ZM182 233V232H181ZM181 233H180V235H181ZM195 233V232H194ZM125 234H123L124 236L123 237H125ZM128 234V233H127ZM155 234V233H154ZM179 233H177L176 235H178ZM239 234H241V232L239 233ZM121 235V234H120ZM137 235V234H136ZM138 235H139V233H138ZM140 235H143V234H140ZM168 235V234H167ZM175 235V236H176ZM221 235H223V234H221ZM148 236H150V235H148ZM147 236V237H148ZM165 236V235H164ZM183 236H184V234H183ZM182 236V237H183ZM187 236H188V233H187ZM229 236V234L227 235V237ZM241 237H242V235H240ZM139 237V236H138ZM142 237V236H141ZM141 237H139V239L141 238ZM146 237V238H147ZM193 237V236H192ZM224 236H222L221 237V240L223 241V238ZM239 237V236H238ZM238 237H235V239H236V243H233L232 242V244L234 245V248L232 249V250H237V249H239V246H238V244L237 243H240V238H238ZM66 238V237H65ZM144 238V237H143ZM185 238V237H184ZM119 239V238H118ZM148 239V238H147ZM168 239V238H167ZM127 240V239H126ZM157 240H159V239H157ZM114 241V240H113ZM140 241H142V238H141V240ZM154 241V240H153ZM161 241L162 242H164V239H161ZM167 241V240H166ZM188 241H190L189 239H188ZM226 241V240H225ZM243 241V242H244ZM125 242V241H124ZM145 242H146V240H145ZM161 242V243H162ZM191 242H192V240H191ZM219 242V241H218ZM111 243V242H110ZM129 243V242H128ZM133 243V242H132ZM151 243V242H150ZM180 243H182V241L180 242ZM185 243V242H184ZM114 244V243H113ZM121 244V243H120ZM218 244V243H217ZM108 245V244H107ZM110 245V244H109ZM136 245V244H135ZM146 245H148V242H147V244ZM158 245H160V244H158ZM158 245H156V247L158 246ZM162 245H163V243H162ZM230 245V244H229ZM112 246V245H111ZM118 246V245H117ZM124 246H126V245H124ZM131 246V245H130ZM149 246H150V248L152 247L150 244H149ZM224 246V245H223ZM123 247V246H122ZM159 247V246H158ZM183 247H184V245H183ZM187 247V246H186ZM230 247V246H229ZM125 248V247H124ZM149 248V249H150ZM162 248V247H161ZM166 248V247H165ZM181 248V245H179V246H177V249H180ZM228 248V247H227ZM243 248V247H242ZM245 248V247H244ZM243 248V249H244ZM97 249V248H96ZM109 249V248H108ZM112 249H113V247H112ZM120 249V248H119ZM127 249V248H126ZM148 249V248H147ZM164 249V248H163ZM183 249V248H182ZM230 249V248H229ZM242 249V250H243ZM128 250H129V247H128ZM140 250V249H139ZM160 250V249H159ZM113 251H114V249H113ZM147 251V250H146ZM150 251V250H149ZM153 251V250H152ZM151 251V255H154L153 254V252ZM164 251V250H163ZM185 252V251H184ZM224 252H226L225 250H224ZM242 252V251H241ZM244 252V251H243ZM248 252V251H247ZM109 253V255H112L111 253H110V251L108 252ZM114 254H115V252H113ZM124 253H126V251L124 252ZM130 253V252H129ZM155 253V252H154ZM163 253H165V252H162L161 253V257H163ZM182 253V252H181ZM238 253H239V250H238ZM245 253V252H244ZM127 254V253H126ZM125 254V255H126ZM150 254H149V257H150ZM156 254V253H155ZM166 254V253H165ZM170 254V253H169ZM185 254V253H184ZM187 254V253H186ZM109 255H107V257L109 256ZM136 255V254H135ZM144 255H146L145 253H144ZM158 255V254H157ZM174 255V254H173ZM128 256H129V254H128ZM165 256V255H164ZM118 257V256H117ZM145 257V256H144ZM147 257V256H146ZM178 257V256H177ZM106 258V257H105ZM134 258V257H133ZM154 258V257H153ZM183 258V260H186V261H189V258H187V256L185 257H182ZM118 259V258H117ZM135 259H136V257H135ZM140 259V258H139ZM151 258H149V260H150ZM165 259V258H164ZM164 259H163V261H164ZM167 259H169V256H168V258ZM259 259V258H258ZM261 259V258H260ZM63 260V259H62ZM143 260H144V258H143ZM155 260V259H154ZM180 260V259H179ZM123 261V260H122ZM195 262H196V260H194ZM193 261V262H194ZM260 261V260H259ZM146 262H148V261H146ZM157 262H159V261H157ZM190 262V261H189ZM113 263H114V261H113ZM122 263V262H121ZM167 263H168V261H167ZM191 263H192V261H191ZM260 263V262H259ZM259 263H257V264H259ZM144 264V263H143ZM158 264V263H157ZM165 264V263H164ZM188 264V263H187ZM254 264V263H253Z\"/></svg>",
	"mask_w": 264,
	"mask_h": 264
}]
</instances>
